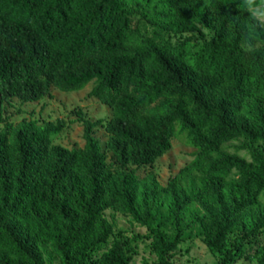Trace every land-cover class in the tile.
Returning a JSON list of instances; mask_svg holds the SVG:
<instances>
[{
	"label": "trees",
	"instance_id": "1",
	"mask_svg": "<svg viewBox=\"0 0 264 264\" xmlns=\"http://www.w3.org/2000/svg\"><path fill=\"white\" fill-rule=\"evenodd\" d=\"M205 1L0 0V102L31 105L51 90L73 93L92 84L93 97L112 115L103 146L93 136L98 124L82 120L81 150L51 147L63 121L42 128L21 124L9 139L0 135V264H44L42 245L51 247L58 264H131L138 242L147 239L153 240L155 264H172L170 254L182 242L181 213L189 201H168L178 231L174 237L158 228L145 237L113 230L105 222L106 211L146 225L162 204L155 192L137 196L125 171L161 158L177 127L197 151L189 175L229 140L264 144V48L243 53L244 20L235 4L208 0L204 12ZM137 15L160 33L177 36L195 24L213 35L203 37L196 52L179 51L139 38L131 19ZM252 151V165L226 157L211 166L207 184L191 191L190 201L205 196L221 201V185L212 177L234 168L244 174L245 194L261 190L264 149ZM106 152L118 171L106 166ZM166 190L183 192L175 183ZM227 209L207 212L203 244L223 257L220 264H235L241 247L224 254L225 238L245 228L237 205ZM111 238L109 250L94 260ZM263 250L258 264H264Z\"/></svg>",
	"mask_w": 264,
	"mask_h": 264
},
{
	"label": "rangeland",
	"instance_id": "2",
	"mask_svg": "<svg viewBox=\"0 0 264 264\" xmlns=\"http://www.w3.org/2000/svg\"><path fill=\"white\" fill-rule=\"evenodd\" d=\"M127 3H144L145 0H125ZM156 0H152L153 5ZM150 5V7H151ZM209 1L206 0L202 9L207 12ZM161 10L158 8L157 12ZM243 20L247 19V13H242ZM132 27H138L139 38L155 41L158 45L167 44L176 47L179 51L196 52L202 42V38L210 39L213 35L212 30L201 25H190L186 33L174 36L171 32L160 33L158 28L143 19L140 15L131 17ZM207 30L209 35L205 36ZM258 49L264 48V35L259 37ZM93 85L90 84L81 91L73 93H62L57 90H51L49 95L42 101L31 105H20L19 101H13L11 105L0 102V135L10 138L13 131L21 124L35 123L42 128L48 124H54L56 121H63L64 128L60 135L55 138L51 147L55 150L64 149L66 151L81 150L84 147L83 124L82 120L98 124L93 132V136L103 146L107 140L105 127L111 119V110L104 106L98 99L92 95ZM261 99V98H260ZM262 106V116L264 124V99ZM260 125V124H258ZM259 151L264 149L263 143L251 145L241 138L229 140L221 145L217 152L213 153L207 164L202 166L191 175L187 174V169L196 163L197 151L189 144L186 134L177 127L171 139L169 150L152 165L139 169L128 168L125 172L129 177V182L135 189L137 196L145 197L154 193L158 196L160 207L157 211L151 213L146 221V225L132 224L128 217L108 210L104 213L105 222L113 230L123 231L127 236L145 237L149 235V229L158 228L159 231L169 237H174L178 231L175 227V220L170 210L168 201H182L183 198L189 201L183 208L180 222V235L182 242L174 252L170 254L172 264H220L223 257L211 253L203 244L204 230L203 218L207 212L219 213L227 211L228 207L233 208L237 205V217L244 224V232L228 234L225 238V248L223 253L234 251L241 247V253L235 264H258L257 261L264 249V205L258 199L261 190L249 189L245 194L243 173L238 169L223 171L221 174L212 177L215 184H220L221 201H216L211 196H205L201 201H190V192L196 191L207 184L205 175L213 165L222 163L226 157L242 160L246 165H252L253 148ZM106 157V166L111 167V172L118 171L114 160L109 152L104 153ZM121 172V171H120ZM130 172L133 178H130ZM175 183L181 192L178 195L169 193L166 189L170 184ZM260 235L257 233V227ZM115 238H111L109 243L102 247L94 260L101 254L109 250L110 244ZM255 241L256 244L250 243ZM152 239L138 242L135 249V256L131 264H155L156 258L151 252ZM264 251V250H263ZM39 253L44 260V264H58V261L52 255L49 245H42ZM51 261V262H50ZM93 264V263H91ZM94 264H98L95 262Z\"/></svg>",
	"mask_w": 264,
	"mask_h": 264
},
{
	"label": "clouds",
	"instance_id": "3",
	"mask_svg": "<svg viewBox=\"0 0 264 264\" xmlns=\"http://www.w3.org/2000/svg\"><path fill=\"white\" fill-rule=\"evenodd\" d=\"M227 3L228 0H225ZM238 11L247 13L244 21L245 32L240 41L241 51L245 54H254L258 51L259 37L264 35V0H231ZM205 36L209 33L205 29ZM260 203L264 205V191L258 197Z\"/></svg>",
	"mask_w": 264,
	"mask_h": 264
}]
</instances>
